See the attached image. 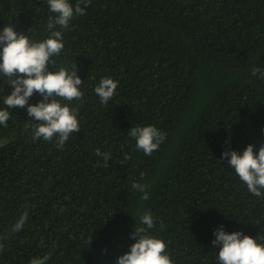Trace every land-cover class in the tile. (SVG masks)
<instances>
[{"label":"trees","instance_id":"obj_1","mask_svg":"<svg viewBox=\"0 0 264 264\" xmlns=\"http://www.w3.org/2000/svg\"><path fill=\"white\" fill-rule=\"evenodd\" d=\"M75 6L77 0H69ZM83 7V5H82ZM47 0H0V31L50 36ZM62 33L49 71L83 80L79 132L63 148L33 140L27 106L0 125V264H116L150 212L152 237L173 264H219L214 230L264 244V195L248 191L222 153L264 144V0H91ZM118 82L107 105L94 89ZM0 109L12 86L0 73ZM43 97L34 93L29 104ZM59 99V98H58ZM152 125L166 134L150 156L128 135ZM96 149L109 153L106 164ZM130 159H125V157ZM146 184L149 199L132 187ZM264 192V190H262ZM27 211L24 227L12 226ZM43 242V243H41Z\"/></svg>","mask_w":264,"mask_h":264},{"label":"clouds","instance_id":"obj_2","mask_svg":"<svg viewBox=\"0 0 264 264\" xmlns=\"http://www.w3.org/2000/svg\"><path fill=\"white\" fill-rule=\"evenodd\" d=\"M90 2L91 0H77L73 7L69 0H47L49 11L56 15L50 17L47 24L50 36L39 42L30 40L23 32L17 33L10 24L0 31V73L5 77V83L12 86L11 93L3 99L6 109H0V125L6 126L10 119L7 109L27 106V116L37 122L32 127L33 140L43 138L45 141H52L55 138L57 148L62 149L70 135L79 132L78 107L72 108L69 104L62 105L60 102L64 100L70 103L83 99L84 93L80 90L83 80L77 75V65L74 63L70 71L64 68L49 71L48 65H54V59L50 60V57L58 56L64 48L62 33L57 30V26L67 29L74 15H84ZM257 74L264 77V70L253 68L252 75ZM117 87L118 82L111 77L101 78L94 91L100 102L107 105L116 95ZM34 93L40 94L43 99L36 104H29ZM128 135L136 140V148L149 156L158 150L166 138V134L152 125L133 126ZM6 143L7 140L0 141V147ZM253 148L252 144H248L242 154L226 149L222 153V159L235 170L249 192L261 197L264 195V144L260 146L258 153H254ZM95 154L102 157L106 164L110 160L109 153L96 149ZM125 159L130 157L126 156ZM132 187L143 193V200L149 199L146 184L133 183ZM27 216L25 211L19 217L12 226L13 233L24 227ZM140 219L146 227L136 228L131 233L133 238L138 239L130 246V251L117 258L116 264H173L165 252V242L148 234V229L155 226L152 214L145 212ZM214 235L212 247L220 246L217 256L219 264H264V244L258 243V238L254 239L241 231L226 232L223 226L215 229ZM6 238V235L0 237ZM2 250L3 245L0 244V251ZM49 258L50 254L34 257L29 264H47Z\"/></svg>","mask_w":264,"mask_h":264}]
</instances>
